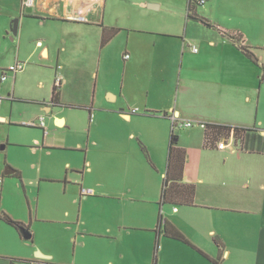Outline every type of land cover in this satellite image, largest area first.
<instances>
[{
    "label": "crops",
    "instance_id": "1",
    "mask_svg": "<svg viewBox=\"0 0 264 264\" xmlns=\"http://www.w3.org/2000/svg\"><path fill=\"white\" fill-rule=\"evenodd\" d=\"M118 1L36 0L24 12L22 0H0V68L24 64L0 81V95L13 96V105L42 100L33 104L61 126L68 125L59 115L64 106L85 108L91 119L96 110L101 138L95 146L101 161L113 167L114 182L99 175L98 182L87 183L93 171L87 153L84 173L75 180L76 211L64 208L52 218L35 213L47 228L50 221L60 223L53 231H65L73 246V257L60 255L59 262L264 264V153L243 151L233 137L224 149L218 142L206 147L200 126L249 127L264 135V0H205L193 14L211 25L190 16V0H132L139 8L121 11ZM16 18L18 34L12 39ZM113 28L119 31L103 45L104 33ZM223 31L243 35L261 65ZM117 66L121 79L112 76ZM69 85L79 90L83 104L65 92ZM186 121L194 125L182 126ZM172 135L178 151L170 166ZM167 176L178 204L161 203ZM190 199L192 204L183 203ZM161 213L189 243L158 228ZM31 214L18 221L32 234L20 236L33 241L37 228L33 235ZM44 243L31 246L53 255V261L56 256ZM51 255L39 262L54 264Z\"/></svg>",
    "mask_w": 264,
    "mask_h": 264
},
{
    "label": "rangeland",
    "instance_id": "2",
    "mask_svg": "<svg viewBox=\"0 0 264 264\" xmlns=\"http://www.w3.org/2000/svg\"><path fill=\"white\" fill-rule=\"evenodd\" d=\"M134 3L132 0H119L117 7L119 11L122 7L138 9L139 6ZM125 35L122 34L121 37L125 39ZM112 76L114 79L123 77L121 66L113 69ZM5 85L10 86V83L6 82ZM65 92L71 100H76L73 101L75 104H83L79 101L77 88L69 85ZM28 100L15 102L13 105V100L6 98L0 103V116H5L7 119L0 122V214L5 211L11 217L13 214L17 220L25 218L22 221H26L29 220L33 211L32 231L34 235L36 227L37 234L35 238L33 237L35 240H25L17 229L0 219V264H42L39 260H43L44 257H41L37 251L46 255L51 254H47L40 247L33 250L31 246L34 242L44 243L42 240H45L44 244L49 246L50 252L56 256L53 261V255L48 259L54 264H61L58 256L73 257L74 255L71 242L66 243L65 231H53L54 225L56 228L62 227L60 223L52 224L50 221V228H47L46 223L36 219L35 213L38 210V216L52 218L51 216L61 215L64 208L76 211L78 205L72 202L77 193L75 180L84 173L83 166L87 153L93 167V171L86 175L87 183L98 182L99 175H102L103 180L109 183L114 176L113 167L110 166L111 162H108L106 166L101 161L100 152L95 146L96 141L101 138L100 132H95L96 110L91 119L85 108L64 106L59 110V115L67 119L68 125L61 126L55 120L53 122V115L40 111L39 106ZM41 113H44L46 117L48 130L45 137L44 129L39 126L40 120L34 122L36 125L28 124L37 119ZM179 131L181 130L178 129L176 132ZM142 157H144L143 154ZM67 162L71 163V168L66 164ZM7 167L20 170L22 175H5ZM51 174L57 177L62 176V179L48 180L47 177ZM114 181L115 179L110 182ZM9 258L19 260L13 263Z\"/></svg>",
    "mask_w": 264,
    "mask_h": 264
},
{
    "label": "trees",
    "instance_id": "3",
    "mask_svg": "<svg viewBox=\"0 0 264 264\" xmlns=\"http://www.w3.org/2000/svg\"><path fill=\"white\" fill-rule=\"evenodd\" d=\"M201 3L200 0H190L189 3V13L190 16H193L196 20L204 22L205 24L211 25L205 17H202L194 13L195 7ZM119 31L118 28H113L109 32H105L102 39V44L104 45L114 34ZM224 34L233 42L238 44V46L244 51L248 57L252 58L255 62L260 64V59L251 51L250 47L244 43L243 35L233 32L223 31ZM261 65V64H260ZM264 80V75H263ZM58 87H55V92L52 101L57 104V97H58ZM37 102V101H33ZM41 102V101H40ZM43 103V102H41ZM176 135H172V143L170 147V166L173 160V155L178 151L175 143ZM233 137L235 145L242 149L243 151L248 152H257V153H264V135L260 133V131L256 128H249V127H239V126H228L223 124H215V123H206V127L204 128V138H205V146L210 147L215 142H220L222 139H229ZM184 152V151H183ZM15 176H20V172L17 170L14 174ZM174 181L170 176L164 180L163 191H162V198L161 203L173 202V203H180L178 197L172 195V191L174 188ZM184 186V185H183ZM188 188L189 186H184ZM192 189L189 191V193ZM190 194H193L192 192ZM192 199L189 201H184V204H192ZM2 219L5 220L7 223L12 225L14 228L18 230V232L23 235L25 231H30L29 225L24 222L18 221L10 217L7 213L3 212L1 215ZM158 228L163 229L165 234L168 237L178 239L184 242H188L186 237L180 233L175 227H173L166 219L164 218L163 214H160L159 221H158ZM204 254V253H203ZM205 255V254H204ZM207 256V255H205ZM208 257V256H207ZM11 262H16L18 259L9 258ZM215 263H218L217 260L212 259Z\"/></svg>",
    "mask_w": 264,
    "mask_h": 264
},
{
    "label": "built area",
    "instance_id": "4",
    "mask_svg": "<svg viewBox=\"0 0 264 264\" xmlns=\"http://www.w3.org/2000/svg\"><path fill=\"white\" fill-rule=\"evenodd\" d=\"M205 0H200V2H204ZM36 4V0H22V8H23V11L25 12L27 9H32ZM194 50L197 51V48L194 47ZM125 57H129V55L127 54ZM23 66L24 64L21 63V62H16L8 67H4V68H0V79L1 81H5L7 80L11 75H16L19 71H21L23 69ZM56 82L58 84H61L62 82V77L60 75H57L56 76ZM12 99L13 96L11 95H8L6 97H3L0 95V103L3 102L4 99ZM174 120L176 121V117H174ZM5 121V118L1 117L0 116V122H3ZM29 125H36L34 122H30L28 123ZM182 126H185V127H191L194 125V123L192 121H186L184 122L183 124H181ZM39 126H41L44 131H45V134H47V127H46V124H45V116H41L40 117V123H39ZM201 127L205 128L206 127V123H201L200 124ZM226 146H228V142L226 139H223L221 140L219 143H218V147L220 149H224ZM85 191V190H84Z\"/></svg>",
    "mask_w": 264,
    "mask_h": 264
},
{
    "label": "water",
    "instance_id": "5",
    "mask_svg": "<svg viewBox=\"0 0 264 264\" xmlns=\"http://www.w3.org/2000/svg\"><path fill=\"white\" fill-rule=\"evenodd\" d=\"M149 6H153V5L151 4ZM18 22H19L18 18L14 19V22H13V25H12V29H11V31H12L11 38L12 39H13L14 36H16L18 34V25H19ZM59 120L62 121V119H59ZM3 148H4V146H3ZM15 172H16V169H14L12 167H7L4 174L5 175H12ZM23 235H24V238H26V239H30L32 237V234L30 233V231H25ZM41 254L42 255H40V256H42V257H48V255H45L43 253H41Z\"/></svg>",
    "mask_w": 264,
    "mask_h": 264
}]
</instances>
